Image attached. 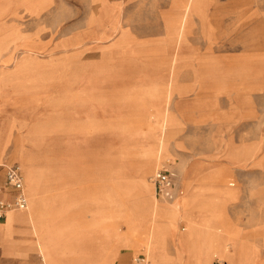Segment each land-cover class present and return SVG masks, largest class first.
Masks as SVG:
<instances>
[{
    "label": "rangeland",
    "instance_id": "374dc122",
    "mask_svg": "<svg viewBox=\"0 0 264 264\" xmlns=\"http://www.w3.org/2000/svg\"><path fill=\"white\" fill-rule=\"evenodd\" d=\"M40 1L45 4L33 13L23 0H0V50L9 51L0 65L11 72H0V81L23 76L29 85H44L27 104L29 118L38 121L37 127L28 122V131H40L44 144L32 157L19 148L22 171L11 163L23 178L21 211H32L43 228L58 220L62 241L69 228L62 214L83 200L89 185L91 212L80 220L91 226L92 244L126 230L146 244V255L124 247L128 264L138 256L149 264L162 239L156 216L170 209L181 213L178 230L188 224L190 239L200 241L189 253L200 254L207 244L220 258L215 264H239L245 251L244 264L264 261V0ZM117 25L125 45L116 47L118 31L94 41L101 28ZM23 37L40 53L24 56ZM83 73L99 86L90 98L94 119L84 120L86 105L66 94L68 81ZM55 82L61 88L53 89ZM57 89L64 94H48ZM151 156L158 161L148 171ZM158 162L176 174L174 202L155 199L150 178ZM29 168L42 198L38 185L29 184ZM214 207L218 219L206 221L214 233H194L207 219L192 213ZM224 237V248L217 247Z\"/></svg>",
    "mask_w": 264,
    "mask_h": 264
},
{
    "label": "crops",
    "instance_id": "0c3cea01",
    "mask_svg": "<svg viewBox=\"0 0 264 264\" xmlns=\"http://www.w3.org/2000/svg\"><path fill=\"white\" fill-rule=\"evenodd\" d=\"M23 4L29 12L36 13L45 2L41 3L40 0H23ZM92 23H96V21ZM115 32L119 33L116 47H122L125 45V42H127V39L118 25L114 26L112 31L101 28L100 31L93 35V39L94 41H105L111 38ZM19 40L24 49V56L27 57L28 53L32 55L37 52L40 53L41 49L36 44L29 42L24 37ZM72 45L73 44H70V46ZM67 46L68 44H65V47ZM6 52L9 54L7 49L0 50V63L6 58L1 57L2 54ZM128 53L132 54L137 52L129 49ZM6 66L5 63L4 65H0V72L11 74V72H6L3 69ZM72 66L73 65L69 63L68 69L69 74H72L74 79L75 72L72 70ZM23 67H20V72H28L26 70L27 66H25V69ZM82 75L84 77L83 79L78 78L77 80L68 81L65 87L71 89V91L66 94L76 97L80 103L86 105L83 111L84 120L94 119L96 118V116H94L96 110L92 106L93 100L90 98L93 93H95V89L93 88H98L99 86L94 80H90L86 77V74L83 73ZM23 78V76H20V80L0 81V90L2 89L3 91L2 93L0 91V200L10 201L14 196V191L11 188L5 187V177L7 167L16 165L17 163L21 168L18 155L19 148L23 146L26 153H29L32 157V151L44 144L39 141L40 131L35 132L32 128L30 129L33 131H28V122H30V126L35 125L37 127L38 121H36V116L31 115L29 118L27 110L29 94L34 93L36 97H38V94L42 93L41 90L44 89V85L42 82L41 85H39V83L29 85L28 81L26 79L23 80ZM51 84H54L52 85L53 89L61 88L59 82ZM29 89L32 91L29 92ZM48 94L60 96L64 93L61 89H57L54 92L49 90ZM102 99L104 98L102 97ZM37 111H35V114ZM58 122L59 121L56 122L57 125L59 124ZM32 123L34 124L32 125ZM59 130L58 128L56 134L58 138L60 137ZM101 130L107 131L108 129L100 127L96 131ZM53 133L54 131L52 134ZM68 134L74 135L73 131H69ZM13 161L16 163L11 164ZM31 167L33 169L32 162ZM173 168L177 172V168ZM36 182L39 189L38 194L42 198V191L39 188L38 178H36ZM90 191L91 187L89 185L85 186L81 192L83 194V200L81 199L82 201L80 202L75 201V208L67 212V214H62V216L66 218L65 220L69 227L68 233L66 232L65 234L66 238L62 241L58 240V220H55L56 223L51 222L50 225H46L44 228L41 226L34 232L33 226L26 220V211L11 210L8 212L3 219H0V264H128L129 253L124 252V247L134 252L143 249L146 255V244L140 240L137 234L128 230L122 235L114 236L112 240L103 237L98 244H92L91 226L87 222L80 220V216L86 217V214L91 212V210L88 209L89 200L91 198ZM68 195L71 196L69 192ZM81 202H83L82 207H80ZM85 204H87V206ZM190 215V213L187 215L185 214V220L188 219ZM192 215L203 216L207 219L203 220L200 226H198V224L197 226L192 225L197 227L193 230L194 233H200L203 236L214 233L212 228L209 229L210 225H208L207 222H209L210 219H218V215L215 213V207L211 212L203 214L202 212L196 211L192 213ZM59 216L58 214L56 219H58ZM180 217L181 213L176 209L165 210L163 213L156 216V221L160 225L159 232L162 239L158 241L157 251L155 252L151 264H215V260L220 261L219 256L211 255L210 250L207 248V244L202 246V249L205 251L200 254L197 252H188V248L192 246L197 247L200 241L198 239H196V241L190 239L191 236L188 234V228H193L188 224L186 231L183 230L180 232L178 230ZM49 230L51 233H55V240L48 239L47 234H49ZM229 236L234 241L236 240L235 233L231 232ZM228 238L229 237H224V239L219 238L217 247L224 248L223 242ZM245 253L239 264H244V258L247 252L245 251ZM225 264L235 263L229 260L228 263L225 262ZM259 264H264V261H261Z\"/></svg>",
    "mask_w": 264,
    "mask_h": 264
},
{
    "label": "built area",
    "instance_id": "2783aa9c",
    "mask_svg": "<svg viewBox=\"0 0 264 264\" xmlns=\"http://www.w3.org/2000/svg\"><path fill=\"white\" fill-rule=\"evenodd\" d=\"M153 184L154 195L157 200L172 202L179 195L175 184L174 173L164 165L157 168L150 178ZM5 187L14 191L12 200H0V219H3L11 210H25L27 199L23 191V178L18 166L13 165L6 168ZM133 264H147L144 256H138Z\"/></svg>",
    "mask_w": 264,
    "mask_h": 264
},
{
    "label": "bare ground",
    "instance_id": "6f19581e",
    "mask_svg": "<svg viewBox=\"0 0 264 264\" xmlns=\"http://www.w3.org/2000/svg\"><path fill=\"white\" fill-rule=\"evenodd\" d=\"M158 161V156H151L148 160H147V162H146V166L145 167H148L147 168V170L149 171V170H151V167H153V163H154V165H155V163ZM31 165V164H30ZM29 165V166H30ZM142 167V166H141ZM156 167H159V162L156 164ZM145 169V168H144ZM36 175V174H35ZM34 175V172H32V169L31 168H29V171H28V181H29V184L30 185H35L37 182H36V176ZM146 172L142 175V177H141V184H142V186L143 187H145V180H146ZM174 175H175V173H174ZM135 177H137V176H135ZM26 179V178H25ZM28 184V185H29ZM27 185V186H28ZM36 186V185H35ZM152 187H153V185H152ZM153 190V189H152ZM191 192V191H190ZM190 197V196H189ZM189 197H187V198H189ZM172 202H174V201H172ZM167 203H171V202H167ZM173 204V203H172ZM176 204V203H175ZM144 206H145V203H144ZM180 206H181V204H180ZM147 208L148 209H152L153 208V206H152V204H147ZM182 211H184V209L182 210ZM26 220H27V222L30 224V225H32L33 226V229H34V232H36L37 231V229H39L41 226L43 227V225H44V222H40L39 223V225L38 224H34L33 223V220H34V216H33V213H32V211H29L28 213H26ZM50 233V232H49ZM47 236H48V239H50V236H49V234H47ZM150 246V245H149ZM38 248V247H37ZM152 260H153V258L151 257V261L149 262V264H151L152 263ZM44 261V260H43Z\"/></svg>",
    "mask_w": 264,
    "mask_h": 264
}]
</instances>
